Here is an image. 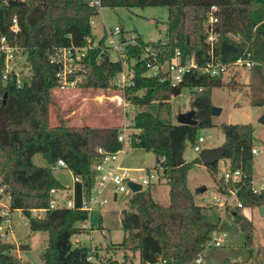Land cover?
I'll list each match as a JSON object with an SVG mask.
<instances>
[{
	"label": "trees",
	"instance_id": "1",
	"mask_svg": "<svg viewBox=\"0 0 264 264\" xmlns=\"http://www.w3.org/2000/svg\"><path fill=\"white\" fill-rule=\"evenodd\" d=\"M99 2L100 7L109 8L167 7L165 40L145 42L137 33L121 31L119 40L124 43V57L112 60L103 48L105 36H102L95 47L88 48L81 60L84 68L82 86L118 93L115 79L122 69L123 59L128 62L134 59L135 63L130 66L134 76L130 85L120 93L135 106L158 104L156 114L141 110L133 116L135 131L130 135V146L154 155L155 168L168 185V202L154 200V185L131 194L129 208L123 209L120 215L123 238L120 243L107 247L124 252L119 264H135L127 251L135 256L137 264L195 262L203 256L211 232L222 230V227L214 208L195 203L187 174L194 163L201 161L198 157L192 162L185 161L183 152L186 142L196 141L197 128L213 126L211 91L223 86V75L215 77L193 70L186 73L178 84L171 85L158 76L146 75L140 57L144 47L150 45L160 62L169 60L179 51L182 61L192 58L199 66L206 64L211 55L203 22L209 7L217 5L219 21L212 55L222 63H231L250 53L255 62L250 69L260 75L264 66V0ZM94 14V6L85 4L84 0H0V38L4 36L9 45L20 49L30 73L20 86L5 83L1 77L4 56L0 51V198L3 195L9 198L8 210H20L28 218L32 231L47 234L43 264H94L87 259L90 247L74 246L71 239L80 230L79 224L87 219V212L80 209L81 198L87 196L93 187L92 167L101 157L98 148L114 152L121 147L117 140V126L70 125L65 120L51 125L49 121L52 93L58 86V64L50 60L59 48L87 44V39L93 37L90 18ZM12 18L17 21L15 33L9 29ZM234 82L231 79L228 85ZM183 87L193 89L189 105L196 112V125L172 123L170 119L164 121L160 117L162 107L170 114L169 100ZM251 103L259 104L253 98ZM220 128L225 137L222 159L230 170L241 172V178L228 185L238 188L237 197L243 207L264 206V190L253 192L251 183L253 126L250 123H222ZM36 154H40L49 165L62 159L72 175L81 179L73 184V208L49 207L51 189L70 188L54 176L49 165H35L33 157ZM207 168L216 177L218 162ZM217 181L218 189L224 191ZM34 209L44 210V215L33 216ZM226 214L235 223L241 224L244 219L238 208ZM3 218L0 214V223ZM27 247L16 246L0 237V264H23L16 250Z\"/></svg>",
	"mask_w": 264,
	"mask_h": 264
},
{
	"label": "rangeland",
	"instance_id": "2",
	"mask_svg": "<svg viewBox=\"0 0 264 264\" xmlns=\"http://www.w3.org/2000/svg\"><path fill=\"white\" fill-rule=\"evenodd\" d=\"M94 21L92 28L93 37L91 42L97 44L98 40L106 35V30L117 26L125 34L137 33L145 42H155L165 40V30L167 21V7L165 6H146V7H100L98 12L91 16ZM119 35H114L118 39ZM124 57V56H122ZM112 60L119 59V55L110 54ZM123 63L124 71H131V65L135 63L132 59ZM20 63L24 59L20 58ZM24 77H29V71L25 67L21 73ZM77 87L74 89L53 90V104L50 108L49 121L51 125H57L61 120H65L70 125H90V126H117L122 127L125 121L132 122L133 116L141 110H149L156 114L157 103L145 106H134L124 114L116 101L112 99L114 91L107 92L104 89L89 88L82 86L84 80L83 74H78ZM234 79L235 82L228 85V82ZM223 86L215 87L211 91L212 107L219 111L211 114L213 126L199 127L196 131V138L202 136L204 141L200 143L201 148L220 146L224 143L225 137L220 128L222 123H250L253 128V144L259 150L257 155H253V177L254 184L258 186L264 176V122L258 120L264 115V66L260 75H255L251 69L241 67H231L229 72L222 77ZM189 87H183L180 93L171 97L170 114L166 112L165 107L159 111L160 117L172 123H177V116L192 109L189 105L191 91ZM259 102L252 104L251 99ZM198 153L193 150V143L186 142L183 158L185 161L192 162ZM222 158L218 161L222 170ZM33 163L37 166L49 165L46 160L36 154L33 157ZM122 164L133 169L129 172L132 176L145 174L136 169L155 170L156 161L154 155H146V151L140 148L130 147L122 156ZM52 164L49 165L51 168ZM54 176L69 190H57L55 195L58 198L63 196L67 198L71 195L73 186V175L67 168L52 169ZM218 175L216 177L209 171L207 166L202 163H194L187 174V183L190 190L193 191L194 201L197 205L212 207L213 194L217 193ZM0 188H2L0 186ZM205 188L203 191H200ZM108 202L91 212V223L93 224L94 252L96 259L101 258L102 264H119L123 260L124 252L122 250H113L107 247L110 244H118L123 238V231L120 227V215L123 209L129 208L130 192L119 193L117 198L106 193ZM152 196L160 203H167L168 185L164 179L154 185ZM221 214V213H220ZM33 216H43L44 211H33ZM99 223V224H98ZM12 233L17 242H24L30 245V249L21 253L25 264H43V256L40 253L44 249L45 234L39 231H32L29 227L28 218L22 213L13 212L12 214ZM102 226L99 228L98 226ZM105 229L106 234H100V230ZM222 230L229 232L228 242L225 247L218 249L222 256H229V259L236 264H264V216H259L253 211L252 223L243 219L238 223L223 222ZM250 235V238L247 237ZM9 240V236L2 237ZM82 242L87 244L86 235H83ZM226 241V240H225ZM224 241V244H225ZM11 242V241H10ZM228 244V245H227ZM230 244V246H229ZM208 250V249H206ZM204 250V252L206 251ZM129 258L137 264V259L132 253L127 251ZM251 254V255H248ZM250 256V257H249ZM134 257V258H133ZM106 258V261H104ZM104 261V262H102ZM202 262L199 264H203ZM129 264V263H126Z\"/></svg>",
	"mask_w": 264,
	"mask_h": 264
},
{
	"label": "built area",
	"instance_id": "3",
	"mask_svg": "<svg viewBox=\"0 0 264 264\" xmlns=\"http://www.w3.org/2000/svg\"><path fill=\"white\" fill-rule=\"evenodd\" d=\"M90 3L95 8V14L100 8L99 0H91ZM219 8L217 5H211L207 11L206 19L203 22L204 31L206 34V41L209 46L210 60L199 66L192 58L182 61L180 59L179 51H176L173 57L164 62H160L157 59L156 53L153 51L150 45H147L143 49V54L140 59L144 61L146 67V75L158 76L161 81L169 82L171 85L178 84L186 73L193 70H198L201 73L208 74L210 76L225 75L229 72L231 67H241L250 69L254 65V60L251 59L250 53H246L244 57H239L231 63H222L213 54V46L216 41V26L219 21ZM90 25L93 27L94 21L90 18ZM9 29L12 32H17V21L16 18H12ZM121 29L117 26L112 29L106 30L103 48L109 54H117L119 57L123 56L124 43L119 38L114 39V35H120ZM97 44L91 42L90 38L87 39V44L82 47L70 46L62 47L58 49L57 54L51 58V62L58 64V70L56 72V78L60 90L74 89L77 87L78 74H84V68L81 63L82 57L86 54L88 48L95 47ZM0 51L3 53V70L2 80L5 83L14 84L20 86L23 83L22 70L25 69V63H20V58L24 59L19 48L8 44L6 38L2 36L0 38ZM126 61L123 59V63ZM134 76V71H124L123 67L117 74L115 79V87L119 91L114 95L112 99L116 101L118 106L124 112L128 113L135 105L127 101L124 96L120 93L130 85V82ZM200 90V89H199ZM135 131L132 127V122L125 121L122 127L119 128L117 133V140L121 143V147L114 152H107L98 148V152L101 157L92 167V173L94 175V184L87 196H82L80 209L87 212V219L79 224L80 230L72 236V244L74 246L88 245L90 247L88 260L94 264H102L100 258L96 259L94 252L95 242L93 236V224L91 223V212L108 202L106 193L110 196L115 197L119 193L130 192L135 193L131 190L128 182L140 184L142 189L150 185H155L163 180L161 172L158 169L153 171L146 170L143 168L136 169L138 172H144L145 174H138L136 177L132 176L129 172L133 169L128 168L122 164V156L128 151L130 146V135ZM204 141L202 136L197 137L193 143V150L196 153L201 151L200 143ZM252 154H258L259 151L252 148ZM52 169L56 168H67L66 163L62 159H58L51 166ZM220 170V167H219ZM218 170V180L224 191L218 189L217 193L213 194V205L216 206L217 210L221 214H226L235 209H242L243 206L237 197V187H230L228 184L238 181L241 178L240 170H230L228 165L222 161V170ZM262 182L256 186L253 183V192H259L264 190V176L261 178ZM75 182H81L78 176H73V184ZM141 189V190H142ZM71 195L67 198L61 196L56 197V189H51V200L49 207L55 208H73L75 206L73 186L71 188ZM2 193V188H0ZM0 214L4 217L0 223V237H5L8 234L11 222L8 216V211L3 210L0 206ZM38 209H34L36 211ZM41 210V209H39ZM38 210V211H39ZM44 211V210H42ZM40 217V216H39ZM100 230V229H99ZM101 235H105V229L100 230ZM86 235L87 244L82 242V236ZM227 237L225 231L216 229L211 232L210 238L205 244V249L219 248L224 244ZM44 250V249H43ZM43 252V251H42ZM197 263L202 262V257L199 256L196 260Z\"/></svg>",
	"mask_w": 264,
	"mask_h": 264
},
{
	"label": "crops",
	"instance_id": "4",
	"mask_svg": "<svg viewBox=\"0 0 264 264\" xmlns=\"http://www.w3.org/2000/svg\"><path fill=\"white\" fill-rule=\"evenodd\" d=\"M223 145V144H222ZM210 148V147H209ZM253 148L258 150L257 147L253 144ZM259 151V150H258ZM146 155H151V154H148L146 152ZM257 155V154H255ZM262 178V176L260 177ZM253 183H254V177H253ZM189 186V185H188ZM190 188V186H189ZM205 189V188H204ZM217 190H218V187H217ZM72 192V190H71ZM117 196L114 197V199H116ZM155 200V199H154ZM166 202H168V197L167 199H165ZM157 201V200H155ZM159 202V201H157ZM0 206H2V209L3 210H7L8 211V216L10 218V222L12 224V214L13 212H18L21 214V211L18 210V209H15V210H12V211H9L8 210V207H9V198L5 195H3L1 198H0ZM256 211L258 213L259 216H264L263 215H260L259 212H258V207H243L242 209H239V215H241L242 217H244V219H246L248 222L252 223V219H253V211ZM42 211V210H40ZM216 213L218 214L219 218H220V221H219V226L220 228L223 226V222L225 221V219L227 218V222H233V220L230 218V216L228 214H220V212L216 209ZM41 217V216H40ZM12 225H10V228L8 230V234L7 236H9V240L13 243L16 244V246H19V245H27L28 247L24 250H21V249H18L16 250V255L18 258H20V260L22 261L23 264L24 263V260H23V257L20 255L21 253L27 251L28 249H30V245L27 244V243H24V242H17L15 241L14 239V234L12 233ZM226 232V231H225ZM45 234L44 238L46 239L47 237V234L45 232H43ZM227 234V237H226V241H225V244H223L221 247L219 248H211V249H208L204 252L203 254V264H228V263H233L235 261H231L229 259V256H222L221 253L218 251V249L222 248V247H225L224 245H226V243L228 242V237H229V232H226ZM228 245V244H227ZM230 246V244H229ZM40 255H42V252L40 253ZM189 264H199L197 263L196 261L195 262H191Z\"/></svg>",
	"mask_w": 264,
	"mask_h": 264
},
{
	"label": "water",
	"instance_id": "5",
	"mask_svg": "<svg viewBox=\"0 0 264 264\" xmlns=\"http://www.w3.org/2000/svg\"><path fill=\"white\" fill-rule=\"evenodd\" d=\"M91 0H84L85 4L90 3ZM219 111L216 107L211 108V114H216V112ZM195 110L190 109L189 111L185 113H180L177 116V123L178 124H187V125H196L197 120L195 119ZM259 123L264 122V115L258 120ZM148 154H151L150 152H147ZM225 154V146L220 145L216 147H210V148H202L201 151L198 153V158L200 159L201 163L205 166L213 165L217 163ZM129 187L132 191L137 192L142 189L140 184L128 182ZM204 188H202L200 191H203ZM258 212L260 215L264 214V206L258 207Z\"/></svg>",
	"mask_w": 264,
	"mask_h": 264
}]
</instances>
